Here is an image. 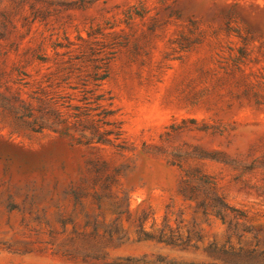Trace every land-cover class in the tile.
<instances>
[{
	"label": "rangeland",
	"instance_id": "obj_1",
	"mask_svg": "<svg viewBox=\"0 0 264 264\" xmlns=\"http://www.w3.org/2000/svg\"><path fill=\"white\" fill-rule=\"evenodd\" d=\"M0 264H264V0H0Z\"/></svg>",
	"mask_w": 264,
	"mask_h": 264
},
{
	"label": "trees",
	"instance_id": "obj_2",
	"mask_svg": "<svg viewBox=\"0 0 264 264\" xmlns=\"http://www.w3.org/2000/svg\"><path fill=\"white\" fill-rule=\"evenodd\" d=\"M182 182L185 194L190 199H198V205L206 214L216 215L226 221L232 212L237 211L223 200L218 193L216 182L208 175L200 172L188 174Z\"/></svg>",
	"mask_w": 264,
	"mask_h": 264
}]
</instances>
